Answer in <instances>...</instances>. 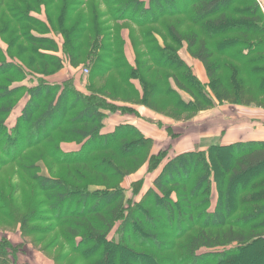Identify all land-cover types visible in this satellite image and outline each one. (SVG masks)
<instances>
[{
    "label": "trees",
    "instance_id": "obj_1",
    "mask_svg": "<svg viewBox=\"0 0 264 264\" xmlns=\"http://www.w3.org/2000/svg\"><path fill=\"white\" fill-rule=\"evenodd\" d=\"M18 1L28 10L16 5L7 10L42 30L22 33L33 46L38 74L52 76L63 67L58 53L75 68H91L86 93L73 79L65 87L46 80L14 87L26 81L27 69L0 47V171L22 158L28 161L20 167L41 191L53 220L45 229L59 231L80 256L77 264H264V140L177 153L192 144L193 135L164 121L193 123L223 103L264 104L259 0H99L100 6L87 5L91 15L78 12L82 0H64L55 10L60 16L47 24L28 12L53 0ZM1 18L15 44L20 36ZM129 23L141 29V37L131 39L135 65L126 56L120 29ZM49 27L63 37L62 45L47 37ZM184 45L203 64L208 84L181 58ZM19 106L20 117L10 129L7 121ZM131 106L162 119L142 116ZM107 112L135 116L165 136L158 140L129 123L103 134ZM66 142L78 143L80 151L64 152ZM38 157L61 168L46 165V174ZM145 165L153 187L140 201L129 200L121 183ZM34 214L17 219L23 234L30 232L25 228ZM20 251L21 246L0 240V264H20Z\"/></svg>",
    "mask_w": 264,
    "mask_h": 264
},
{
    "label": "rangeland",
    "instance_id": "obj_2",
    "mask_svg": "<svg viewBox=\"0 0 264 264\" xmlns=\"http://www.w3.org/2000/svg\"><path fill=\"white\" fill-rule=\"evenodd\" d=\"M25 1L28 5H31L30 0ZM53 1L54 2L52 4H42L37 10L29 9L30 11H27L29 13V17L32 16L45 24L48 23V19L50 20V18L53 19L54 17L55 20L61 14L55 15V10L58 4L63 3L64 0ZM82 2L83 3L79 7L78 12L84 15H91L92 12L91 8L87 5H91V3L95 2V5L99 4L100 6L99 0H82ZM19 3L20 2L18 0H4L3 4L5 6L0 10L2 22L11 23V29L9 31H13L14 34L17 32V36H20L17 42L13 44L14 42L12 41L15 40L13 34H5L3 31L4 25H0V47L4 50L10 61L12 60L17 62L27 69L26 81L23 83H16L14 84V87L24 86L32 88L45 80L52 85H63V87H65L69 86V81L73 79L76 89L80 92H85V89H82L81 85L84 84L82 86H85L87 77L90 75L91 68L88 70V68L83 65L78 68L71 66L69 59H65V56L62 53H58L57 55L63 60L62 63L64 64V68L58 65V68H56L52 76H43L38 74L39 72H37V70L39 69L32 64L34 60V56L31 54L34 52L33 46L28 43L25 37H22V33L25 28L33 35H41L42 30L38 26H33L30 19L27 22H23V20L13 16L12 12L8 11L14 5L20 9L28 10V8H25L24 6H19ZM101 9L102 12H105L106 10L103 2L101 3ZM103 21L107 22L108 20L107 18H103ZM109 23L113 24L111 20ZM106 24H108V22ZM55 27L58 32H61L60 27H58L57 24ZM49 29L51 30V33L48 34L47 37L51 39L54 38L59 43V46L60 44L62 45L63 37L56 36V29H53V27H49ZM120 29H122V35L125 38L126 55L132 64L135 65L136 54L131 39L133 37H141V29L130 23L128 24V29L124 27ZM184 29L187 31L191 29V27L184 26ZM164 31H166V29L163 28L162 33H165ZM12 45L13 48H11ZM24 52L26 54L21 56ZM181 52L183 56L186 54L199 64L196 65L193 62L192 66L194 68V72H196L197 77L200 80L206 81L205 83L208 84L209 79L203 64L191 56L186 45L180 49V53ZM115 79L116 78L114 77V80ZM138 88L141 90L140 86ZM183 97L187 101L191 99L190 96L185 94H183ZM261 99H263L262 101L264 103V98ZM21 104H24V101ZM20 108L21 107L19 106L7 121L10 129L14 128L17 124V120L21 113ZM116 114L122 116L121 113ZM165 121V124L178 125L177 132H189L188 134H190V136L193 135L192 145L193 147H197V150L199 148L205 149L208 145L213 143L228 142V139L231 138V142L253 139L264 140V104L260 107H244L223 103L218 104L213 110L199 114L193 123H175L169 119H165ZM109 126L110 125H108L107 122V131L111 130L109 129ZM163 135L164 134L159 135L161 139L163 138ZM61 145L64 152H71L73 148L77 149L75 151H80L81 149V145L76 142H66ZM39 155H43V153L39 152ZM171 155L174 156L175 154L172 153ZM39 159L40 157L35 159V161L38 162L39 165H42V171L46 174L48 173V169L45 167L46 165L52 170H58L61 168L57 167V163L53 162L50 158L46 157L41 160ZM27 162L28 161L26 159L22 158V160L20 159L18 163L16 162L5 166L0 171V240L7 239L14 245L21 246V251L19 253L20 264L79 263L80 256L73 253L71 251V247L68 246L66 241L63 238H60L59 231H56V229L53 228L45 229L53 224V220L47 216V205L44 202L45 199L41 191L29 181L30 177L20 167V165H25ZM83 167L85 166H80L79 168ZM121 184H123V187L126 190L128 199L136 202L140 201L142 195L153 187V180L149 176L148 168L145 165L137 173L125 177ZM136 191H138L137 194L135 193ZM213 196L215 203L217 197L216 192H213ZM37 202L41 204H38ZM3 203L8 206L3 205ZM35 212L36 214L42 213L41 217L40 215L38 217L34 214L35 218L33 217L34 219H32L25 228L26 231L30 230V232L27 231V233L23 234L21 228L22 226L19 225L20 220L17 219H20L21 216H29V213ZM115 234L116 233L114 232L110 238L115 239Z\"/></svg>",
    "mask_w": 264,
    "mask_h": 264
},
{
    "label": "crops",
    "instance_id": "obj_3",
    "mask_svg": "<svg viewBox=\"0 0 264 264\" xmlns=\"http://www.w3.org/2000/svg\"><path fill=\"white\" fill-rule=\"evenodd\" d=\"M125 39V38H124ZM127 56V55H126ZM180 56L181 58L190 66L193 68V62L194 64H198L196 63L193 59H191V57L187 56L185 54V56L182 55V52L180 53ZM128 58V56H127ZM129 60V59H128ZM129 62L132 64V62L129 60ZM133 65V64H132ZM199 65V64H198ZM194 70V68H193ZM196 74V72H195ZM197 75V74H196ZM202 81V80H201ZM202 82H206V81H202ZM81 85V84H80ZM137 87H139L137 85ZM81 88L82 89H85L84 86L81 85ZM82 93H86V92H83L81 91ZM131 108L133 109H136L140 112V114L142 116H147V117H150V118H154V119H160L158 116H156L154 113L148 111L146 108L144 107H133L131 106ZM107 115H108V120H106L105 122V128L103 130V134H109V133H112L114 131V129L116 128V126L120 125V124H126V123H129V124H132V125H136L138 126L140 129H142L148 136H151V137H155L157 138L158 140H162L165 136V134L163 135V138L161 139V137L159 136L160 134H158V131L156 130L157 128H154L148 124H145L144 122H142L141 120H138L135 116H132V115H127V116H120V115H117V114H110L109 112H107ZM165 121V120H164ZM107 122H108V125L109 126V131H107ZM166 122V121H165ZM162 136V135H161ZM232 138L231 139H228V142H231ZM197 147H193L192 144L188 145V146H185V147H181L177 150V153H182V152H187V151H193L195 150ZM77 149H74L72 151H75Z\"/></svg>",
    "mask_w": 264,
    "mask_h": 264
},
{
    "label": "water",
    "instance_id": "obj_4",
    "mask_svg": "<svg viewBox=\"0 0 264 264\" xmlns=\"http://www.w3.org/2000/svg\"><path fill=\"white\" fill-rule=\"evenodd\" d=\"M259 2L261 3L262 7L264 8V0H259Z\"/></svg>",
    "mask_w": 264,
    "mask_h": 264
}]
</instances>
